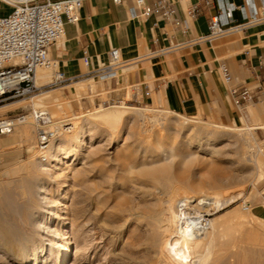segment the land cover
I'll list each match as a JSON object with an SVG mask.
<instances>
[{"label":"rangeland","instance_id":"rangeland-1","mask_svg":"<svg viewBox=\"0 0 264 264\" xmlns=\"http://www.w3.org/2000/svg\"><path fill=\"white\" fill-rule=\"evenodd\" d=\"M8 12L9 7L0 3V15ZM234 36L237 37V35L230 37ZM230 37L220 39L219 42ZM43 70L48 72L46 74L49 77L47 76L45 82L40 86L42 87L41 90L31 97L0 103V118L24 114L27 116L28 121H32V118H30L32 111H46L53 123L71 117V115L79 116L80 118L75 121L77 123L76 128L90 127V130H92L89 131V135H86L85 143L73 157H71V149L67 158L63 157L59 161L60 163H52L56 164L57 167H62L65 163L68 167L64 172L56 171L58 175L55 174L54 178L51 179L38 169L40 153L36 147L35 123L30 127L31 140L27 143L18 139L16 135L17 127L11 133L0 136V203L8 200L6 198L7 195L9 196L7 187L11 189V192L14 190L15 195L12 192L14 197L11 198L18 200V195L14 189L15 185L24 177L27 179L38 177L41 178L44 187L48 190V198L51 200L60 198L58 197L60 191L67 190L66 205L75 207L76 202V206H82L83 208L84 205L82 216L80 215L76 221H80L84 226L80 228L81 224H79L76 227L75 238L73 235V237L70 236L71 252L63 264H142L143 254L139 252L136 240L139 233L138 225L135 224L132 217L123 212L125 201L128 202L130 198V186L132 184L117 185L115 183L122 177V171L120 170L122 164L129 161V158L124 159L123 151L129 148L136 153L138 158H141L144 149H156L159 146L172 149V151L170 150L171 153H191L194 162L186 171L191 180L196 182L203 180L207 169L210 167L223 169L222 181H229L227 177L230 175L233 179L230 183L231 194L238 192L242 194H239V198L224 209L220 211L211 210L205 213L204 216L208 220L218 222L217 225H221L219 231L221 234L224 231V236L220 238V242H222L221 246L225 251L235 250L244 263L251 261L254 264H264V223L252 218L254 208L264 205V130L249 129L257 124L252 121V112H255L257 108L264 109V92L258 101L249 106L246 111H241L232 99L229 100L231 112L241 115L244 119L243 123L236 122L237 126H234L220 103L210 104L205 111L188 114L184 113L180 104L173 103L165 97L159 102L155 100L154 96L150 103L144 99L139 104L127 103L123 106L111 103L108 105V102H110L108 100L101 104L95 103L87 106V98L90 97L88 99L92 102V96L98 91L96 83H88L80 93L72 89L73 84L71 83L77 82L76 80L61 88H54L49 86L54 77L52 69L42 68L38 69L37 72ZM219 77L223 83L220 75ZM69 84L71 85L68 86ZM223 85L226 88L236 87L234 78L229 85L224 83ZM105 109L124 112L121 114L120 119L108 124L98 120L95 114H92L95 110ZM168 110L171 112H166ZM180 114L184 115L187 120L180 117ZM82 118L85 120L83 121ZM171 121L176 124H172ZM196 122L232 127L233 130L226 132L211 125H203V128H205L200 130L201 135L197 134L198 126H201V124ZM64 125L71 127V125L65 123L56 127L59 129ZM205 131L213 135H219L218 132H220L226 136L224 135L215 140L211 137L209 142L202 141L198 146L196 139L203 136L206 133ZM69 135L67 132L63 133L58 139ZM205 147L212 148L215 153L209 155V153L202 151V148ZM125 160L127 161L125 162ZM175 160L173 159V163H175ZM40 164L50 168L48 159L47 162H41ZM20 165L23 167H20ZM204 166L207 168L203 169ZM19 169H21L20 173L10 174L11 170ZM75 171L84 173L83 178L85 182H88V185L98 186L96 191L101 192L100 196L102 197L99 198V202H103L102 206L100 204L95 206L96 200L93 199L92 193L85 191V189L82 190V185L80 186V183L72 177ZM65 172L66 174H64ZM105 174L110 176L111 180L109 181L111 184L105 183ZM65 175L68 177H65ZM193 203L197 205L198 211L204 213V206L199 198L194 197ZM102 223H105L106 226ZM66 226L69 227V224L63 225L62 229H65ZM81 233L82 235H80Z\"/></svg>","mask_w":264,"mask_h":264},{"label":"bare ground","instance_id":"bare-ground-1","mask_svg":"<svg viewBox=\"0 0 264 264\" xmlns=\"http://www.w3.org/2000/svg\"><path fill=\"white\" fill-rule=\"evenodd\" d=\"M38 69L42 68L36 69L35 85L40 87L49 75L44 70V72L40 71L38 73ZM80 87L82 88V84ZM106 109L95 110L92 114H95L98 120L112 124L120 119L121 114L124 112L121 110L108 111ZM179 116L186 119L182 115ZM30 118H32V121H28L26 117L23 122L16 126L18 128L16 131L18 139L26 143L31 140L32 132L30 127L34 124L32 113ZM79 118V116L71 115V117L57 123L51 121V124L48 125L51 129H58L56 126H60L63 123L71 125L66 130L70 134L69 136L61 137L58 141H54L45 152L39 151V162L41 163L42 159L47 162L48 159L50 168H46L39 163L38 169L49 179L54 178L55 174L58 175L56 171L64 172L68 167L65 163L62 167H57L56 164L52 163H60L59 161L63 157L67 158L71 149V157H73L85 143L86 135H89V131L92 130H90V127L76 128L77 123L75 121ZM171 122L172 124L174 123L173 121ZM91 123L89 124L91 125ZM196 123L201 124V126H198L197 131V134L201 135L202 132L200 130L205 128H203V125H211L226 132L233 130L232 127L222 125L205 122ZM249 129L264 130V122L257 123ZM218 134L204 133L203 136L196 139L197 145L200 146L202 141L209 142L211 137L215 140L225 135L220 132ZM170 150L172 151V149L161 146L156 149H144L142 156H140L141 158H138L136 153L128 148V150L123 151V157H125L124 159L129 158V161L125 160L127 163L122 164L120 169L122 177L115 183L117 185L132 184L130 186V198L128 202L125 201L123 212L132 217L135 224L138 225L139 233L135 237L138 242V250L143 254L142 264H254L251 261L242 262L240 255L235 250L225 251L221 246L222 242H220V238L224 236V231H222L223 235L219 231V226L221 225H217L216 223L218 222L208 220L204 216L205 213L211 210L220 211L224 209L239 198L240 192L236 194H231L230 192L232 179L230 175L226 176L229 181H222L223 169L209 166L210 168L207 169L203 180L201 179L198 182L191 180L186 174V171L194 162L191 153H171ZM212 150L209 147L202 148V151L209 153V155L215 153ZM140 152L142 153V151ZM173 159H176L175 163H173ZM205 168L207 167L204 166L203 169ZM20 172L21 169L11 170L10 174H18ZM105 175V183L111 184L109 181L111 180L110 176L108 174ZM83 176L84 173L81 171H75L72 174V177L80 183L79 185H82V190L85 189V191L92 193L93 199L96 200L95 206H98L97 204L102 206L103 202H99V198L102 197L100 196L101 192L96 191L98 186L94 184L88 185ZM65 177L68 176L65 175ZM15 186L14 189L18 195V200L11 198L14 190H12V193L11 189L7 187L9 196L7 195L6 198L8 200L0 203V264H63L71 252L70 236L73 235L75 238L76 227L79 224H81L80 228L84 226L79 220L80 223L76 222L82 214L84 205L83 208L82 206H76L77 202L73 203L75 207L66 205L67 190L60 191L58 194L60 198L51 200L48 198V190L44 187L41 178L38 177L34 179L24 177ZM194 197L202 201L204 213L197 210V205L193 203ZM79 203L81 204L82 202ZM252 218L264 223V221L253 216ZM66 223L69 224V227L66 226L65 229H62V226ZM102 224L106 226L105 223ZM82 233L84 232L82 231ZM128 235L130 236V234ZM225 238L227 237L225 236ZM231 242L233 243V241ZM239 251L242 255L241 249Z\"/></svg>","mask_w":264,"mask_h":264},{"label":"crops","instance_id":"crops-1","mask_svg":"<svg viewBox=\"0 0 264 264\" xmlns=\"http://www.w3.org/2000/svg\"><path fill=\"white\" fill-rule=\"evenodd\" d=\"M154 3L155 0H145L148 7ZM261 3L262 0H174L177 15L187 27L184 36L175 33L172 26L159 17H137L132 0H121V3L85 0L78 22L64 25L63 38L51 47L50 57L65 78L77 81L71 83L76 92L80 93L88 83L97 84L98 91L92 96V102L90 97L87 98V106L126 98V88L140 84L150 90V96L145 98L148 103L153 96L159 102L165 97L180 104L186 114L205 111L210 104L220 103L237 126L235 123H243L244 119L229 108V87L221 82L218 66L228 67L237 88L245 87L260 97L264 92V61L262 65L259 62L260 57L264 59V23L212 42L204 40L164 56L149 57L148 54L168 46L170 38L173 42H182L207 35L210 18L221 9L220 23L227 28L241 22L240 13L233 9L234 6L258 7ZM193 7L196 8L195 16L189 18L186 12ZM225 8L232 9V24L226 19ZM233 35L237 37H230ZM227 37L230 38L219 42ZM111 48L119 49L125 67L106 80L87 77L90 72L107 65ZM83 51L90 57L87 67L81 61ZM251 116L253 123L264 122V109L257 108ZM253 212L255 218L264 221V205L257 206Z\"/></svg>","mask_w":264,"mask_h":264},{"label":"built area","instance_id":"built-area-1","mask_svg":"<svg viewBox=\"0 0 264 264\" xmlns=\"http://www.w3.org/2000/svg\"><path fill=\"white\" fill-rule=\"evenodd\" d=\"M85 0H0V3L9 7V12L0 16V103L14 99H24L35 95L42 87L35 85V72L37 68H57L56 62L50 57L51 47L63 38L64 25L76 24L82 3ZM121 3V0H114ZM137 17L156 16L169 23L175 33L187 34L184 21L178 17L174 0H155L152 7L145 4V0H132ZM208 4V2H206ZM241 16V22L224 28L220 23V10L210 18L209 33L194 39H186L182 42H173L160 47L148 54L149 57H160L186 46L207 40L215 41L233 32H241L249 27L264 23V0L258 7H246L244 4L234 6ZM232 9L225 8L224 13L228 23H233ZM196 8L186 12L189 18H193ZM247 54V52H246ZM81 61L84 66L90 63V57L83 51ZM264 59L259 58L260 65ZM125 67L121 60L120 51L111 48L108 52V63L95 71L87 74V77H95L100 80L113 78L117 70ZM219 75L224 84L229 85L233 78L224 64L218 66ZM57 69L54 72L50 87L61 88L72 82ZM126 98H114L108 102L113 105H126L127 103H141L150 96V90L144 85L132 84L127 88ZM229 95L234 104L245 111L249 106L258 101L259 96L249 89L229 88ZM35 123L36 147L45 152L56 141L61 133L68 130L65 125L59 129H51V117L46 111H33ZM26 115L17 114L0 118V136L11 133L15 127L26 119ZM42 162H46L42 159Z\"/></svg>","mask_w":264,"mask_h":264}]
</instances>
